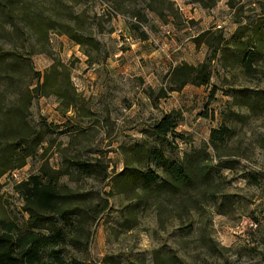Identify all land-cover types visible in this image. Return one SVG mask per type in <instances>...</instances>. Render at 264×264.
<instances>
[{"label":"rangeland","instance_id":"374dc122","mask_svg":"<svg viewBox=\"0 0 264 264\" xmlns=\"http://www.w3.org/2000/svg\"><path fill=\"white\" fill-rule=\"evenodd\" d=\"M161 1L153 6L161 9ZM169 1L179 14L164 22L148 10L149 0H33L38 11L83 14L84 29L99 43V52L76 45L57 30L48 34L45 47L32 41L24 49L23 36L1 31L0 47L23 52L34 71L42 74L54 61L67 65L82 100L77 111L66 113L54 96L32 101L28 120L36 130L47 131L41 148L51 145L49 166L98 158L108 167L102 179L78 176L72 166V175L61 178L75 191L98 192L108 204L89 227L84 251L64 252L69 264H264V107L251 116L231 97L240 88L264 91V67L245 77L222 68L216 59L205 86L187 85L155 105L146 93L165 83L172 66L197 65L212 56L205 45L198 48L192 42L201 32L220 30L228 40L238 26L264 24V0H217L211 8L192 0ZM135 11L146 16L140 24L145 41L130 30ZM12 102V91L5 94L1 88L0 106ZM171 111L176 112V126L165 142L144 134ZM222 125L232 136L220 156L233 167L212 168L217 201L202 196L201 187L159 198H137L114 187L124 167V148L157 147L166 158L179 161L185 153L208 146L210 131ZM208 151L214 166L218 158ZM40 152L0 178V211L19 222L27 215L14 186L37 175Z\"/></svg>","mask_w":264,"mask_h":264},{"label":"trees","instance_id":"16d2710c","mask_svg":"<svg viewBox=\"0 0 264 264\" xmlns=\"http://www.w3.org/2000/svg\"><path fill=\"white\" fill-rule=\"evenodd\" d=\"M155 1L149 0L147 4L150 12L164 22L168 18L177 19L179 13L171 1L162 0L161 9L153 6ZM192 1L211 8L217 0ZM33 3V0H0V38H3L1 31H5L23 36L21 45L24 49L25 44L30 47L32 41L45 47L48 34L57 30L76 45L100 51L97 40L84 29L83 14L42 12L33 7ZM133 17L135 22L130 24V30L136 32L140 41H145L147 35L140 31V24L147 21L146 16L142 11H135ZM192 42L198 48L205 45L212 51V56L197 65L181 62L172 66L165 75V83L157 91L146 90L154 105L187 85H207L212 76L211 63L216 59L222 68L238 70L245 77L255 76L264 67V24L255 29L247 24L238 26L228 40L220 30H207L194 37ZM23 55L18 50L0 47V89L4 88L5 94L9 91L13 94L11 105L0 106V178L24 167L39 150L41 163L37 175H31L14 186L23 201L21 210L27 218L19 222L0 211V264H69L64 252L68 248L84 251L90 238L89 227L107 210L108 204L106 200L102 201L98 192L75 191L62 184L61 178L72 175L69 170L72 166L73 173L78 176L102 179L108 167L98 158L72 160L69 166L62 164L57 169L49 166L47 155L51 145L41 148L46 142L47 131L44 128L36 130L28 120L32 101L54 96L66 113L72 109L77 111L82 100L71 82L67 65L54 61L41 74L33 70L30 59ZM86 56L89 61V54ZM231 97L234 105L245 108L251 116L264 107L263 90L240 88L234 90ZM175 113L164 114L144 130V134L156 142H165L175 129ZM231 136L232 130L226 125L212 129L208 146L185 153L179 161L166 158L157 147L136 144L124 148V167L116 175L114 187L121 193H134L137 198L178 196L181 192L201 187L202 196L217 201L220 192L213 188L212 168L233 167L230 160H223L220 156ZM209 148L218 158L214 166ZM144 167L147 168L143 170Z\"/></svg>","mask_w":264,"mask_h":264}]
</instances>
